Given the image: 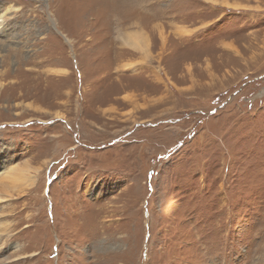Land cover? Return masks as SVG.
<instances>
[{
  "label": "rangeland",
  "instance_id": "1",
  "mask_svg": "<svg viewBox=\"0 0 264 264\" xmlns=\"http://www.w3.org/2000/svg\"><path fill=\"white\" fill-rule=\"evenodd\" d=\"M225 1L0 0V264H264V0Z\"/></svg>",
  "mask_w": 264,
  "mask_h": 264
},
{
  "label": "bare ground",
  "instance_id": "2",
  "mask_svg": "<svg viewBox=\"0 0 264 264\" xmlns=\"http://www.w3.org/2000/svg\"><path fill=\"white\" fill-rule=\"evenodd\" d=\"M206 1H212V2H215V3H219L221 5H224V6H229V7L231 6V7H235V8H238L239 6H242V5L237 4V3H235V4L234 3L233 4L232 3H228L225 0H206ZM179 31H181L182 33L186 32V30L184 28L179 29Z\"/></svg>",
  "mask_w": 264,
  "mask_h": 264
}]
</instances>
